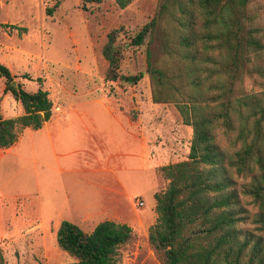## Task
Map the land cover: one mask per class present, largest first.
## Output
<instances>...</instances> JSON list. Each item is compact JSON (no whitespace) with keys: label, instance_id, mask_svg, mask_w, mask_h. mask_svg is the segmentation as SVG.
Returning a JSON list of instances; mask_svg holds the SVG:
<instances>
[{"label":"trees","instance_id":"1","mask_svg":"<svg viewBox=\"0 0 264 264\" xmlns=\"http://www.w3.org/2000/svg\"><path fill=\"white\" fill-rule=\"evenodd\" d=\"M132 1L113 0L120 9ZM80 2L86 10L103 0ZM248 3L158 0L154 15L130 40L153 44L146 49L153 102H173L192 128L186 158L159 168L168 182L154 193L156 219L147 240L164 264H264V91L241 88L246 73L264 70L258 63L264 46L246 26ZM52 10L46 7V14ZM121 30L106 34L104 80L135 83L142 72L120 73ZM0 76L23 107L19 116L0 118V148H6L21 129L40 128L50 118L52 101L40 77L29 91L12 84L15 75L2 63ZM217 127L233 137L238 147L232 153L215 140ZM133 236L131 226L115 220L100 221L90 232L62 220L56 242L73 260L61 264H118L119 247ZM0 264H6L1 248Z\"/></svg>","mask_w":264,"mask_h":264},{"label":"rangeland","instance_id":"2","mask_svg":"<svg viewBox=\"0 0 264 264\" xmlns=\"http://www.w3.org/2000/svg\"><path fill=\"white\" fill-rule=\"evenodd\" d=\"M157 4L158 0H133L120 9L113 0H103L98 6L85 10L80 0H0V63L15 75L16 83L34 91L38 87L36 78L40 77L42 87L49 92L52 101L61 95L59 89L69 92L75 101L106 96L113 98L121 109L141 120L142 135L150 145L148 158L140 159V169H135L134 175L124 172L126 193L122 196L123 201L107 203L105 199L92 198V204L86 202L85 208L77 206L75 210H69L61 208L58 201V207H48L46 199L53 191L35 188L30 179L33 167L30 160L37 157L42 162L54 164L53 149L48 142L39 141L42 134L34 132L35 128L21 129L18 154L24 159L18 157L6 168L3 164L0 166V248L6 264H46L42 251L44 246L49 250L56 247L61 250L56 242V231L62 220L73 222L87 232L103 220L123 221L131 226L134 236L119 247L117 263L164 264L162 256L151 248L147 240L148 228L156 219L154 192L165 189L168 182L159 168L186 158L192 128L182 123L173 102L156 103L152 100L150 78L146 72V49L148 46L152 48L153 44H148V38L139 46L130 44L131 38L154 15ZM46 7L53 8L50 15L46 14ZM247 13V28L264 46V0H249ZM117 27H122L117 42L124 49L120 73L125 76L142 72L135 83L104 80L107 62L101 49L107 32ZM262 51L258 63L264 69V47ZM254 67L259 68L258 65ZM24 73L32 79L22 76ZM5 87V79L0 76V118L23 114L21 103L6 92ZM241 88L246 92L264 91V70L246 73ZM215 140L227 154L238 147L231 134H226L221 127L215 130ZM32 148H35V153L31 155ZM154 160L156 167L150 169ZM7 180L9 184L4 186ZM16 192L39 193L44 209L42 216L23 215L19 209L23 200L12 197ZM139 201L143 205L139 206ZM5 203L12 205L11 209ZM134 216L143 218L144 225H136L131 220ZM25 218L31 224L42 223L43 228L36 230L46 229L47 236L51 238L38 237L41 232L25 230H21L18 237L11 235L15 225ZM63 253V258L73 260ZM54 260L60 261L62 257Z\"/></svg>","mask_w":264,"mask_h":264},{"label":"crops","instance_id":"3","mask_svg":"<svg viewBox=\"0 0 264 264\" xmlns=\"http://www.w3.org/2000/svg\"><path fill=\"white\" fill-rule=\"evenodd\" d=\"M58 93L61 95L51 100L50 118L34 131L42 134L39 141L50 144L55 158L54 164L51 161L42 162L37 157L30 160L33 164L30 179L35 188L38 191H53L46 199L48 207H58V201L61 208H85L86 202L91 203L92 198L105 199L107 203L123 201L122 196L126 193L124 172L134 175L135 169H140V159L148 158L147 148L150 150L147 138L142 135L141 120L132 118L128 111L121 109L108 96L75 101L70 98L69 92L59 89ZM20 142L19 135L11 146L0 148V166L3 164L6 168L12 160L22 157L18 154ZM30 153L34 154L35 148L30 149ZM154 167L155 160L150 169ZM8 181L4 182V186L9 184ZM12 197L23 200L19 209L26 217H41L44 213L39 193L16 192ZM5 205L11 209L12 205ZM131 220L138 226L144 225L143 218L139 216L131 217ZM40 228H43L42 223L31 224L25 218L15 225L10 234L18 237L21 230L32 232ZM38 233V237L51 238L47 236L46 229ZM42 251L46 264L70 261L67 257L63 258L64 251L57 247L49 250L44 246ZM60 257L62 260H54Z\"/></svg>","mask_w":264,"mask_h":264},{"label":"built area","instance_id":"4","mask_svg":"<svg viewBox=\"0 0 264 264\" xmlns=\"http://www.w3.org/2000/svg\"><path fill=\"white\" fill-rule=\"evenodd\" d=\"M138 205H139V206L143 205V202H142V201H139V202H138Z\"/></svg>","mask_w":264,"mask_h":264},{"label":"water","instance_id":"5","mask_svg":"<svg viewBox=\"0 0 264 264\" xmlns=\"http://www.w3.org/2000/svg\"><path fill=\"white\" fill-rule=\"evenodd\" d=\"M12 84H13V85H16V82H15V81H13V82H12ZM17 87H18V86H17Z\"/></svg>","mask_w":264,"mask_h":264}]
</instances>
